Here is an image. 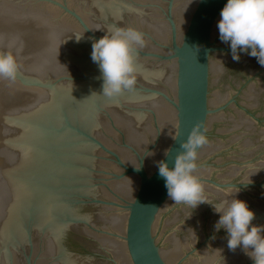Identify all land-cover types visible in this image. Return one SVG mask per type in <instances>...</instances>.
Listing matches in <instances>:
<instances>
[{
	"label": "water",
	"instance_id": "obj_1",
	"mask_svg": "<svg viewBox=\"0 0 264 264\" xmlns=\"http://www.w3.org/2000/svg\"><path fill=\"white\" fill-rule=\"evenodd\" d=\"M225 3L0 0V54L18 66L0 80V264H253L214 228L213 205L238 199L264 229V67L219 40ZM112 28L144 46L134 89L106 98L90 52ZM194 127L208 202L188 209L157 164Z\"/></svg>",
	"mask_w": 264,
	"mask_h": 264
},
{
	"label": "clouds",
	"instance_id": "obj_2",
	"mask_svg": "<svg viewBox=\"0 0 264 264\" xmlns=\"http://www.w3.org/2000/svg\"><path fill=\"white\" fill-rule=\"evenodd\" d=\"M219 40L227 44L233 61L241 54L254 57L264 67V0H226L216 23ZM83 35L75 37L77 42ZM144 46L143 34L132 28H112L91 44L90 59L101 73L102 96L113 98L132 91L136 83L133 50ZM18 66L10 53L0 54V80H14ZM207 143L206 136L196 127L188 134L175 155L170 169L164 162L157 164L158 175L164 180L167 197L176 204L194 209L208 201L202 198L203 188L192 174L196 168L197 150ZM143 161L137 163V170ZM219 215L214 228L223 229L227 235V248L238 247L253 261L264 264V231L252 225L254 213L238 199L222 200L213 205ZM251 249V251H249Z\"/></svg>",
	"mask_w": 264,
	"mask_h": 264
}]
</instances>
